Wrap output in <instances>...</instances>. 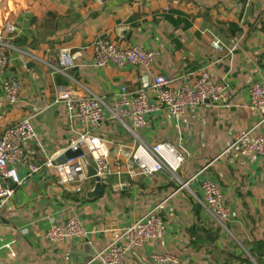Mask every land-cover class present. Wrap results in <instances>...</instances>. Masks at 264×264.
Listing matches in <instances>:
<instances>
[{
    "label": "crops",
    "instance_id": "1",
    "mask_svg": "<svg viewBox=\"0 0 264 264\" xmlns=\"http://www.w3.org/2000/svg\"><path fill=\"white\" fill-rule=\"evenodd\" d=\"M6 26L18 34L4 40L9 65L0 77V136L31 118L36 138L24 149L37 165L48 158L56 162L73 137L89 130L111 161L126 160L135 145L106 109L101 125L89 128L70 120L65 106L55 102L62 88L82 95V86L107 107L124 87L148 89L150 78L139 66L96 67L90 45L97 38L155 53L153 73L175 88L192 84L204 70L212 83L227 88L222 104L188 107L180 116L156 110L137 131L147 144L168 142L185 154L178 175L189 182L190 192H176L167 172L131 178L121 169L119 175L113 170L93 195L96 182L84 170L83 179L72 183L50 168L30 175L16 165L21 183L1 211L0 264H101L96 255L112 234L161 201L166 204L160 238L127 254L124 264H149L157 253L172 255L179 264H264V160L241 156L231 147L238 134H264V110L252 108L248 94L250 84H264V0H0V29ZM213 40L222 51L212 49ZM62 48L74 59L70 78L50 67L57 66ZM8 77L22 87L14 106L5 101L2 88ZM207 180L219 186L230 210L226 229L202 205L200 185ZM69 218L81 224L86 238L49 243L47 230Z\"/></svg>",
    "mask_w": 264,
    "mask_h": 264
},
{
    "label": "built area",
    "instance_id": "2",
    "mask_svg": "<svg viewBox=\"0 0 264 264\" xmlns=\"http://www.w3.org/2000/svg\"><path fill=\"white\" fill-rule=\"evenodd\" d=\"M16 34L18 30L13 26L0 29V77L4 76L9 65L8 46L4 40L7 36ZM211 47L217 52L222 51V45L217 40L211 42ZM90 48L93 52L94 64L98 68L107 65L141 67L150 78L148 89L130 92L124 87L117 94L114 105L107 107L102 97L82 86V95L72 89L62 88L57 92L55 102L65 106L70 120L75 119L89 128H97L101 125L103 111L106 109L111 118L122 124L135 140L129 157L126 160L118 157L111 161L103 154L100 146L91 143L96 137L89 130L73 137L66 149V152L79 150L81 152L79 157L66 159L60 164H56L54 158H48L43 164L37 165L33 157L24 149L25 142L36 138L31 118L15 123L7 127L0 136V219L2 209L12 199L14 188L21 183L15 169L16 165L25 166L30 175L39 172L43 167L50 168L66 176L65 182L75 183L83 179L81 159L89 157L94 163L95 177L101 182L105 181L113 170L119 175L121 169H124L131 178L167 172L177 184L176 192H190L189 182L183 181L178 175L185 162V154L168 142L147 144L141 140L137 131L145 126V116L156 110H166L173 116H180L188 107L222 104L226 85L222 82L212 83L210 73L204 70L192 84L175 88L166 77L153 73L156 54L145 51L140 45L121 47L106 38H97ZM74 66L70 50L62 48L57 55V66L50 67L64 77L70 78L68 73ZM2 88L8 105H16L22 92L19 80L14 77L4 78ZM248 94L252 108L264 110V84H250ZM151 96L154 97L153 103L149 101ZM3 106L4 100L0 99V116ZM127 119L131 121L130 126L126 124ZM231 147L237 148L241 156L256 155L264 160V134L255 137L251 136V132L238 134ZM9 184L14 187H10ZM200 189L205 210L216 223L226 229L230 210L222 202L219 186L207 180L201 183ZM165 204L166 201L155 204L147 214L131 226L113 233L108 246L96 255L101 264H124L127 254L143 247L147 242L157 241L163 229ZM86 235L81 224L76 219L69 218L59 226L53 225L47 230L45 238L51 244H58L68 240L85 239ZM149 264H179V260L169 254L157 253L151 256Z\"/></svg>",
    "mask_w": 264,
    "mask_h": 264
},
{
    "label": "water",
    "instance_id": "3",
    "mask_svg": "<svg viewBox=\"0 0 264 264\" xmlns=\"http://www.w3.org/2000/svg\"><path fill=\"white\" fill-rule=\"evenodd\" d=\"M80 155H81V152L79 150L76 152L67 151L61 158L56 160L55 163H57V164L63 163L66 159L76 158V157H79ZM128 157H129V154H126V158H128ZM81 164H82L83 170L86 173V176L93 177L95 182H96L95 191L93 193V195H96L101 190V181L99 178L95 177V174H96L95 169L92 168V170H91L89 168V165H88L87 160L85 158L81 159Z\"/></svg>",
    "mask_w": 264,
    "mask_h": 264
},
{
    "label": "clouds",
    "instance_id": "4",
    "mask_svg": "<svg viewBox=\"0 0 264 264\" xmlns=\"http://www.w3.org/2000/svg\"><path fill=\"white\" fill-rule=\"evenodd\" d=\"M93 145L100 146L102 148L103 154L106 156L107 155V149L103 147L102 142L98 138H93L91 141Z\"/></svg>",
    "mask_w": 264,
    "mask_h": 264
}]
</instances>
